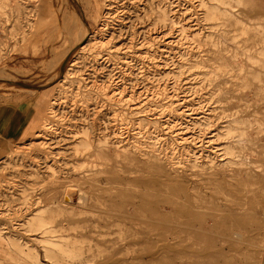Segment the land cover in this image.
<instances>
[{"label":"rangeland","instance_id":"374dc122","mask_svg":"<svg viewBox=\"0 0 264 264\" xmlns=\"http://www.w3.org/2000/svg\"><path fill=\"white\" fill-rule=\"evenodd\" d=\"M205 4L214 10L212 17L206 15ZM1 17L3 23L8 21L6 32L0 25V40L8 36L0 44V74L17 77L20 86L0 88V209L11 205L16 211L21 195L47 196L52 191V206L58 209L54 219L46 215L50 226L82 248L74 258H56L38 244L41 234L9 227L7 235L17 239L23 235L24 241L35 243L36 264H156L140 244L150 236L147 227L136 228L129 222L130 233L122 235L108 221L112 213L96 206L108 198L104 195L108 174L99 172L109 169L111 158L82 159L88 152L83 138L89 133L100 139L96 145L105 135L117 145L160 151L167 172L178 170L209 221L213 213L226 212L240 220L242 227L232 229L228 224L217 231H212L210 221L204 227L206 235L193 239L186 232L193 234L197 227H171L181 237L172 245L174 264H246L248 254H256L255 244L264 239L263 0H239L231 10L219 0H12ZM73 19L102 37V43L80 49L87 42L70 37ZM73 46L78 53L70 62L77 63L70 70L72 78L57 83L62 72L49 74L48 68L62 65ZM29 82L38 84L39 91L22 88ZM43 90L72 104V109L66 106L64 112L69 114L62 116L61 125H48L57 130L56 135L69 131L70 139L52 146L57 147V159H39L41 170L36 167L31 173L28 165H37L36 154L43 155L40 148L49 147L35 144L50 143L47 131L33 139L26 136L29 129L39 130L41 112L47 113L46 100L39 99ZM142 101L146 102L143 112L131 110ZM85 110L88 119L78 113ZM76 112L79 116H72ZM91 121L97 124L94 130ZM66 183L77 189L73 194L67 189L73 200L77 191L87 196V206L68 209L59 203ZM33 215H28V230L41 224L34 221L31 226ZM240 231L243 237L238 239ZM86 235L89 239L82 237ZM101 247L107 252L95 257ZM36 250L29 251L38 256ZM109 253L115 262L104 257ZM255 254L251 262L262 257Z\"/></svg>","mask_w":264,"mask_h":264},{"label":"bare ground","instance_id":"6f19581e","mask_svg":"<svg viewBox=\"0 0 264 264\" xmlns=\"http://www.w3.org/2000/svg\"><path fill=\"white\" fill-rule=\"evenodd\" d=\"M46 1L47 0H44V2ZM219 1L223 6L231 10L233 8V2H238L239 0H219ZM11 3L12 0H0V17L3 14V9L5 7H10ZM46 4L44 9L47 8ZM204 7L206 8V15L208 17H212L215 14L214 10L208 7L207 4H205ZM27 9L28 8L25 6V11L24 14H22V16L24 15L25 17ZM77 10L79 12L78 7ZM29 12L31 11L29 10L28 13ZM70 19L72 20V18ZM0 21H1L0 22L1 27L6 32L4 23L7 24L8 19H5L4 20L5 22L3 23L1 17ZM69 28H68V30L70 31L69 34L70 37L73 38V40L78 41L79 39H81L82 42H87V44L85 46L82 45L83 47H81L80 49H84L86 46H88V44H91L92 42H94V44L91 46L95 48L98 47L97 46L98 43H102L101 42L102 37H99L96 34H90L89 29L84 30L81 27V24L78 19L77 21L73 19ZM4 36L6 37L8 36V34L6 33V35ZM4 36H2L1 39L3 42L0 40V44H4L5 42V40L3 39ZM77 44L78 43L76 42V46ZM77 53H78V49H76V47L73 46L70 55L68 58H66L65 62H63L62 65L57 64L53 67H49L47 73L49 72L51 73L52 71H59V72L61 71L62 73H60V76L58 77V79H56V82L60 84H63L67 80H70L72 78L70 77L71 74L70 70L72 69V67H74L77 64L70 62L73 60L72 58H74L75 54ZM69 58L70 60H68ZM12 76L13 75H10L7 72H1L0 79H2V81L0 82V88L6 89L8 86H13V85L20 86L18 84L19 81H17L16 79L17 77L13 79ZM37 85H35L34 82L32 83L29 82V83H24V86L23 85L21 86L25 90L36 93L39 91L35 89ZM43 91L44 92H42L41 97L39 99L46 100L44 105V112L47 111V113L43 114V112H41L43 115L41 117L42 122L40 123V125H37L36 127L37 129L39 128V130L30 131L29 129L26 133V136L32 137L33 139L36 138L38 133L42 131H47L46 135L50 136V139L47 138V140H50V143L41 142L39 144L38 143L35 144V146H39V147H41V145L43 144H49L47 145L49 146L48 147L49 149L47 148L43 150V148L42 149L40 148V150H42L43 155H40L38 153L36 154L37 155L36 157L38 158L37 165H28L31 173L33 171L36 172V167L38 171L41 170L40 166L42 163L39 162L40 160L47 161V158L49 156L51 157L53 156L55 159H57V155H59L58 153H56L57 147H52V146L60 145V141L66 142L67 140L70 139L67 136L69 131L64 129L62 133H60V135H56L57 130L52 129V127L50 126L48 127V125L54 122L55 123L58 122L57 125H61V122L63 121V119H61L62 116L66 115L67 113L69 114V112L66 111L64 112L66 106H68V108H71L72 104L68 105L66 101L64 100L60 101L62 98L59 94L55 95V97L54 96L52 97V93L50 91H45V90ZM145 105L146 102L143 101L142 103L139 102L135 105L136 107H132L131 110L134 112H143L141 109H143ZM71 112L73 111L71 110ZM78 113L81 114L80 116L86 115V119H88L90 116L89 111L87 110ZM78 113L76 112V114L72 116H79ZM57 117L59 118V120L57 119ZM89 125L93 126L92 127L93 130L95 129V127H97L95 121H91ZM10 133H12V130ZM96 136H94L91 133L85 134L83 140L85 139L84 141L86 142V149L88 150V152H86V150L83 152L82 159H89L91 157L106 159L109 156L111 159L109 160L110 161L109 169L101 170L99 172L100 174L103 173L108 174L107 184H106L108 185V188L104 189L106 190L105 193L103 191L104 195L107 196L108 198L104 201L99 200V202L101 203L100 204L96 203L97 205L96 204L95 205L101 206L100 209L103 210L102 212L107 213L109 211L112 213L113 216H111L110 214L107 215V217L110 218L111 220L108 219L107 220L110 221V223H112L114 226H118L120 228V233L122 235H127L130 233L131 224L129 225L128 224L129 222L134 223L135 227L137 225L138 226L140 225L142 228L147 227L145 232L149 233L150 236H148L149 238H142L140 244L143 246L142 250L145 251L149 256L150 262L156 264H162L166 262L170 264L173 262L174 264L173 259L176 257V252H174V247L172 245H175V243H177L178 239L181 237L180 235H176L175 232L172 233L173 229L171 230V227L172 228L176 227L181 230L182 228H187L190 226L197 227L198 230H195L193 234L191 232H186L188 235L187 237L190 239L196 238L197 236L200 235H206L205 234L206 230H204V227L210 221H212L211 222V226L213 227L212 231L214 230L217 231L218 228L220 227L227 228L228 224H230V227L232 229L238 226L242 227L240 220H238V218H236L233 214L228 212L220 215H216L213 213L212 216H210V221H209V219L205 217L207 215H205L203 211H201L200 209L201 207H198L199 205L196 204L198 200L197 199L193 200L192 194L188 192L186 184L182 182L183 177L178 173V170L172 168L170 172H167L164 166V158L160 151L155 150L151 146L149 149L145 150V149H141L140 145H134V146H129L128 144L117 145V143L113 141H108L107 140L108 138L105 139V135L104 138H102V143L96 145V142L100 140ZM37 137H39V135ZM121 142H123V140H121ZM16 149H20V148H16ZM55 162L58 163L57 160ZM55 184H57V182H55ZM103 186H105V184ZM62 188H65L66 190L63 189L61 190L59 203L64 207L66 206L68 207V209L69 208L74 209L78 205H82V206L88 205L87 196L81 193L80 191H77L75 193L77 197L76 200H73L75 199L72 197L73 196L72 194L74 193L73 191L77 189H75L76 187H74L72 184L66 183L63 185ZM67 189L69 190V192L72 191V194L69 193ZM51 192L52 191H49V193L47 194L48 197L45 196V194L21 195L20 198H18L21 205L20 208L17 209L16 211H14L11 208V205L5 206V209L2 210L0 209V262H3L5 264H10L11 261H20L21 263H25V264H36L39 261V251L36 250V247L34 246L35 243H30V241H24L23 235L22 236L20 235L18 237L19 239L15 238V235L13 236L11 233H9L10 235H7L8 234L7 230L9 229V227H11L12 230H15L16 232L25 230L27 232L34 231L38 234H41L42 236L41 239L39 240L34 239V240H37L38 244L41 245L45 253H47L48 251L53 252L56 258H65V257L74 258L78 253L79 255L81 254L80 249L82 248H78L76 242H71L69 236L64 235L63 233L60 232V230L55 229V226L54 227L50 226V222L46 215L49 213L48 215L52 217V219H54L53 214L55 210L58 209L52 206L54 204V201L52 197H50L49 195ZM6 195L8 194H5V196ZM162 206L167 207L168 209L162 208ZM37 209H39L38 212L33 213ZM29 214H34L32 216V218L33 217L34 218L32 219L31 226L34 223V221H37L41 224L38 227L28 230L26 229V227L30 226L28 225ZM98 217L100 218V215H98ZM24 218L28 219L27 222H25ZM8 222L11 226L8 225ZM106 226H108L107 223ZM132 226L134 225L132 224ZM64 227L66 226L64 225L61 226V228ZM138 231L140 232L141 230ZM241 232L243 233V231H240L237 234L238 239L243 237ZM82 237L85 239H89L90 236L86 235ZM170 240H172L171 244L169 242ZM255 243L256 242L254 241L251 243V245ZM99 244L104 245L103 242H99ZM128 245L130 246V244ZM255 245H256V249L254 248L253 249L256 252V254L253 252L249 253L248 254L249 259L245 262L246 264H264V239L260 240L258 244ZM26 248L28 249V251ZM29 250H34V251L36 250L38 256H33ZM104 252H107L106 249L101 247L99 251L95 253V257H98L99 255L102 256ZM112 253L114 252L112 251ZM167 253H172V254H167ZM253 254L258 255V257L259 256L262 257L261 259L258 258L257 262H253L254 261L253 259L252 261L253 263H252L251 260L252 257L254 256ZM165 255L169 257H166ZM46 257H48L47 254ZM104 257H106L107 260H113L114 262L116 260L114 254L109 253V255Z\"/></svg>","mask_w":264,"mask_h":264}]
</instances>
